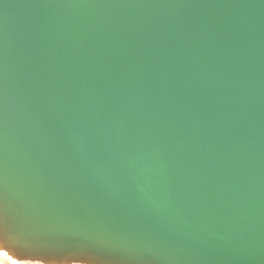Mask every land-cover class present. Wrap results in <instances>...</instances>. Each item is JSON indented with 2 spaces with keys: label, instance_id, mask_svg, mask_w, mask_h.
Masks as SVG:
<instances>
[{
  "label": "water",
  "instance_id": "1",
  "mask_svg": "<svg viewBox=\"0 0 264 264\" xmlns=\"http://www.w3.org/2000/svg\"><path fill=\"white\" fill-rule=\"evenodd\" d=\"M0 248L264 264V0H0Z\"/></svg>",
  "mask_w": 264,
  "mask_h": 264
},
{
  "label": "bare ground",
  "instance_id": "2",
  "mask_svg": "<svg viewBox=\"0 0 264 264\" xmlns=\"http://www.w3.org/2000/svg\"><path fill=\"white\" fill-rule=\"evenodd\" d=\"M0 264H41V263L22 261L12 252H8L0 248Z\"/></svg>",
  "mask_w": 264,
  "mask_h": 264
}]
</instances>
